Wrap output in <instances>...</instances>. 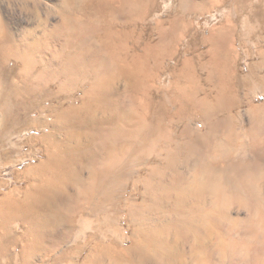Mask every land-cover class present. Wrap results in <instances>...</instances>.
I'll return each mask as SVG.
<instances>
[{
  "label": "bare ground",
  "instance_id": "bare-ground-1",
  "mask_svg": "<svg viewBox=\"0 0 264 264\" xmlns=\"http://www.w3.org/2000/svg\"><path fill=\"white\" fill-rule=\"evenodd\" d=\"M21 1L35 11L41 3ZM66 1L71 9L61 12V23L44 28L50 40L64 37L60 48L46 42L43 49L41 37L19 40L0 30L2 125L13 131L31 114L35 122L41 113L47 119L37 127L44 132L45 161L28 170L25 192L0 202V259L12 257V248L21 244L16 258L24 264L39 256L78 264L87 251L82 264H264V133L244 127L220 135L221 124L212 122L224 118L210 110L214 101L208 97L186 90L166 102L152 92L155 76L177 54L176 34L180 28L190 32L192 25L169 12L140 27L161 11L159 0ZM181 1L199 10L208 3ZM261 10L254 18L264 19ZM230 33L206 39L211 60L202 68L212 67L223 97L234 98L252 79L260 88L256 97L264 94V75L253 73L248 80L232 71L238 48ZM197 44L192 39L190 50ZM52 49L50 61L43 50ZM12 60L19 66L8 67ZM182 65V77L195 83L193 61ZM120 77L130 92V112L114 89ZM56 82L59 94L83 89L84 98H64L62 104L70 105L60 108L49 91ZM195 116L206 122L193 123ZM123 212L133 232L116 237ZM14 222L22 223V234L10 230ZM65 238L72 245L63 248Z\"/></svg>",
  "mask_w": 264,
  "mask_h": 264
},
{
  "label": "rangeland",
  "instance_id": "rangeland-1",
  "mask_svg": "<svg viewBox=\"0 0 264 264\" xmlns=\"http://www.w3.org/2000/svg\"><path fill=\"white\" fill-rule=\"evenodd\" d=\"M164 1L159 0L161 11L156 12V15L149 18L148 22H142L139 26H150L154 18L162 19L163 16L170 12L174 15L183 16L187 23L192 25V29L190 32H185L183 28H180L175 36L176 39H180L177 54L174 57L175 60L174 58L170 59V61L166 60L163 68L152 81L154 85L152 92L157 99L169 102L171 99L181 97L179 95L182 91L183 93H186V90L188 93L196 91L197 93L199 92L198 95L200 94L199 97L201 99L208 97L214 101V107L210 110L215 115L217 114L216 117L218 116L221 120L224 118L221 123L215 120L212 122L213 126L221 124L220 135L228 136L231 134L233 128L242 131L244 127L261 129L264 133V112L262 110L264 94L260 93L256 97L260 90L256 80L252 79L245 86L238 87L235 92V95H238L237 97L235 96L236 98H232L229 95H224L223 97L219 93L218 80L215 76L216 74L213 73L212 67L202 68V65H206L211 60L208 53L209 45L206 39L214 33L222 34L227 29L231 32V45L238 48V51L233 53L234 59H236L234 62H231L232 71L237 72L240 78L248 80L253 77V73L257 78L264 75V69L254 70L264 62V19L254 18L258 7L262 9L260 15L264 16V0H207L208 3L202 10L197 9L193 2L182 3L181 0H169L165 3ZM39 2L41 3L35 11L33 8L32 10L26 9L25 4L21 0H0V30H9L19 40L24 37L27 39L41 37L43 49L46 48L48 42H55V46L60 48L61 44L65 42L64 37L55 34L53 39L50 40L48 36L44 35V28L52 29L58 26L61 23V12L63 10L69 11L71 7L66 0H40ZM32 28L39 29L33 37L26 36L28 30ZM194 38H198V44L193 50H190V41ZM154 39L159 41V35L155 34ZM56 47L54 49H57ZM54 49L43 50L50 61L54 60V52H56ZM189 59L193 61L195 67L194 81L196 84L192 83L195 84L194 88H192L193 90L188 88L191 82L182 77V63L184 64ZM17 66L19 64L13 60L8 65V67L13 68ZM8 67H3L4 72L8 71ZM1 77L2 82L5 83L7 78H4L2 71ZM212 78L213 81H210ZM59 87L60 84L58 82L49 84V91L54 94L53 99L61 103L60 108H68L70 105L69 103L62 104L64 98H73L75 101L81 102L85 96L83 89L59 94ZM114 89L116 94L118 96L121 95L120 98L126 101L123 105L126 108L125 110L129 111L131 109V102L129 101L130 92L127 93L126 80L120 77L116 80ZM125 91L126 93H124ZM229 101L232 102L231 105H228ZM217 104L219 105L217 106ZM39 106L42 110L47 108L44 101L40 102ZM60 108L58 109L60 110ZM227 111L230 112L228 113ZM2 119L0 112V202L6 200L10 195H20L25 192L30 186V181L26 175L28 170L38 168L45 161L46 157L43 155L40 145L44 132L37 130V127L40 126L39 123L42 124V122L47 120L44 113H41L42 122H35L31 114L30 118H25V123L20 124L18 128L13 131H7L2 125ZM198 121L206 122L204 118L198 119L196 116L193 117V123ZM120 216V222H118V227H116L119 235L113 233L114 236L121 237V234L131 235L133 227L130 224L128 212H123ZM10 230L22 234L24 229L22 223L14 222L11 224ZM4 234L5 230L0 225V236H4ZM61 242L63 248L72 245L70 238L61 239ZM20 246L21 244L12 248V257H3L0 259V263L24 264L19 258H16V255L20 251ZM87 252L76 258L78 264L85 262L88 257ZM42 259L43 256H39L38 260L33 264H53L50 258L46 259L44 257L45 260Z\"/></svg>",
  "mask_w": 264,
  "mask_h": 264
}]
</instances>
